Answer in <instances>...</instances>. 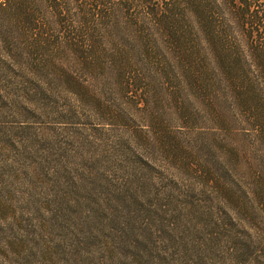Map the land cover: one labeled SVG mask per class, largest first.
Wrapping results in <instances>:
<instances>
[{
  "label": "trees",
  "instance_id": "16d2710c",
  "mask_svg": "<svg viewBox=\"0 0 264 264\" xmlns=\"http://www.w3.org/2000/svg\"><path fill=\"white\" fill-rule=\"evenodd\" d=\"M14 73L209 173L240 221L264 209V0H0V75Z\"/></svg>",
  "mask_w": 264,
  "mask_h": 264
},
{
  "label": "rangeland",
  "instance_id": "374dc122",
  "mask_svg": "<svg viewBox=\"0 0 264 264\" xmlns=\"http://www.w3.org/2000/svg\"><path fill=\"white\" fill-rule=\"evenodd\" d=\"M75 104L0 75V264H264V209L240 221L209 173Z\"/></svg>",
  "mask_w": 264,
  "mask_h": 264
}]
</instances>
